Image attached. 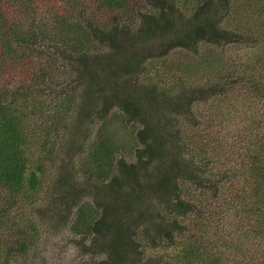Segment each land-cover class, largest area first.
<instances>
[{"label": "trees", "instance_id": "obj_1", "mask_svg": "<svg viewBox=\"0 0 264 264\" xmlns=\"http://www.w3.org/2000/svg\"><path fill=\"white\" fill-rule=\"evenodd\" d=\"M88 3L0 0V264L77 134L85 185L61 166L43 213L91 240L80 264H264V0Z\"/></svg>", "mask_w": 264, "mask_h": 264}, {"label": "rangeland", "instance_id": "obj_2", "mask_svg": "<svg viewBox=\"0 0 264 264\" xmlns=\"http://www.w3.org/2000/svg\"><path fill=\"white\" fill-rule=\"evenodd\" d=\"M88 0H83V6H86ZM135 8L137 5L134 6ZM84 9V8H83ZM85 11V10H84ZM77 13L78 10H77ZM234 19L236 17H233ZM204 105V104H203ZM117 136L125 137L128 141V135L126 131H119ZM75 144L73 145V150H75L76 145L81 142V135H76ZM62 147L56 148V153L53 154L52 161H46L51 171L46 173L44 181L40 182L38 193L34 197V201L30 207H26L25 216L30 220V218L35 223L38 229V240L31 245L29 248V253L24 257L17 259L16 264H80L83 260L89 258V254L83 253V246H89L91 244L90 239H81V236L74 235L70 229L69 225L59 223L53 217H49L43 212L48 203L55 197H57V191L59 188L64 187L57 183V178L60 174V167H70L67 169L75 170V180L78 186L85 185L84 175L77 172L75 168H71V163L75 160L76 154L73 150L67 148L68 139L66 138L61 142ZM80 145V144H79ZM68 149V152H66ZM48 168L47 166L45 167ZM58 185L57 188L52 185V183ZM96 192V185L90 183L87 187L86 195L84 199H88L92 202L93 195ZM66 205L69 202L66 201ZM60 208L65 209L64 205H60ZM74 206L72 210H74ZM149 250H145V256L143 260H139L137 256L132 255L130 259L136 264H148L152 263L159 251L155 247H148ZM148 258V260H145Z\"/></svg>", "mask_w": 264, "mask_h": 264}]
</instances>
